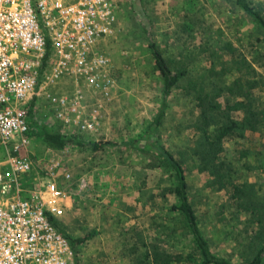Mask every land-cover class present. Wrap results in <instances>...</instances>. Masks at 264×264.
I'll list each match as a JSON object with an SVG mask.
<instances>
[{"label":"rangeland","instance_id":"1","mask_svg":"<svg viewBox=\"0 0 264 264\" xmlns=\"http://www.w3.org/2000/svg\"><path fill=\"white\" fill-rule=\"evenodd\" d=\"M187 3L190 4L186 0L121 1L118 32L105 38L104 51L114 72L111 94L98 102V122L93 136L80 137L117 145L86 151L67 147L54 150L30 138L27 152L40 168L51 161L61 164L57 182L68 198L64 212L58 217L60 226L73 237H83L94 230L80 246L77 264H129L127 258L121 257L119 247V241L125 236V224L138 219L148 226L153 220V206L149 203L157 202L159 195L154 194L158 186L165 184V178L161 167H148L145 156L130 146H140L144 132L148 134L144 137L152 136L180 159L189 197L211 250L218 255H228L232 262L240 261L241 248L237 243L246 240V236L237 229V224L223 221L220 205L225 198L221 195V200L219 194L208 190L204 183L207 175L196 172L188 157L194 146L191 103L180 89L174 90L160 125L150 131V135L147 132V125L158 108L161 82L152 66L146 37L155 43L170 67L182 65L191 72V69L208 67L210 50L205 51L204 47L211 34L220 30L222 38H229L234 29L249 27V24L244 26L245 20L232 0H197L193 8ZM186 84L187 79H184L182 86ZM71 90L69 81L47 89L56 94ZM258 91L264 96V91ZM82 99L88 106L94 99L93 92L83 90ZM50 111L42 95L34 97L33 121L53 130L57 125ZM129 140L134 143L122 144ZM257 149L262 152V146ZM2 156L0 146V158ZM41 175L35 166L32 178L40 181ZM243 177H246L244 181L253 183L251 191L264 202V172H245ZM137 197L141 198L138 202ZM245 214H239L238 218L243 220ZM245 224L244 221L243 226Z\"/></svg>","mask_w":264,"mask_h":264},{"label":"trees","instance_id":"2","mask_svg":"<svg viewBox=\"0 0 264 264\" xmlns=\"http://www.w3.org/2000/svg\"><path fill=\"white\" fill-rule=\"evenodd\" d=\"M186 1L192 8L197 2ZM232 2L243 16L244 26L249 24V27L234 29L229 38H222L220 30L206 38L207 46L204 48L205 51L210 50L208 67L196 71L191 69V72L182 65L172 68L155 43L146 37L152 66L161 82L158 108L147 125V132L150 135V131L160 125L174 90L180 89L182 96L191 103L190 127L194 146L188 157L196 172L207 175L204 183L208 190L219 194L220 199L221 195L225 198L224 201L221 199L220 205L223 221L237 224V229L246 236V240L237 243L241 248L240 261L232 262L228 255H218L211 250L189 197L180 159L152 136L144 137L148 135L144 132L140 146L131 144L134 140L122 144H131L145 156L148 167H161L165 184L158 186L154 194L159 195L157 202L149 203L153 206V220L148 226L147 222L138 219L125 224V236L119 241V247L121 257L127 258L129 264L264 263V202L251 191L253 183L244 181L246 177H243L245 172H264V96L258 91H264V0ZM113 74L112 71V77ZM184 79H187L186 86H182ZM33 105L34 97L28 108L27 133L29 139L36 138L47 148L60 150L67 147L86 151L117 145L111 141L80 139L90 138L94 132L79 129L72 132L54 118L51 108V119L57 127L50 130L46 125L33 121ZM257 146H262V152ZM35 166L42 173L39 179L42 180L44 169L33 161V168ZM33 168L22 177L23 186L28 188H36L38 184L32 178ZM140 199L137 197L135 201ZM238 213H246L243 220L238 218ZM134 217L138 218L135 214ZM48 219L68 241L73 264H77L79 248L94 230L83 237H73L60 226L58 217L48 215ZM244 221L247 224L243 226Z\"/></svg>","mask_w":264,"mask_h":264},{"label":"built area","instance_id":"3","mask_svg":"<svg viewBox=\"0 0 264 264\" xmlns=\"http://www.w3.org/2000/svg\"><path fill=\"white\" fill-rule=\"evenodd\" d=\"M122 0H0V264H73L68 241L48 215L64 212L57 161L43 166L36 188L27 152L28 108L42 95L65 127L94 132L101 99L113 86L106 37L120 26ZM44 62V66H42ZM69 81V93L47 91ZM93 92L87 106L83 90Z\"/></svg>","mask_w":264,"mask_h":264},{"label":"crops","instance_id":"4","mask_svg":"<svg viewBox=\"0 0 264 264\" xmlns=\"http://www.w3.org/2000/svg\"><path fill=\"white\" fill-rule=\"evenodd\" d=\"M1 159V158H0Z\"/></svg>","mask_w":264,"mask_h":264}]
</instances>
